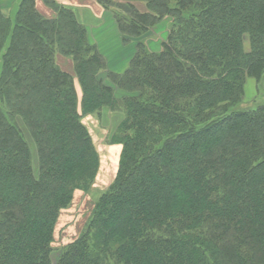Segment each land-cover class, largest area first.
<instances>
[{"label": "trees", "instance_id": "1", "mask_svg": "<svg viewBox=\"0 0 264 264\" xmlns=\"http://www.w3.org/2000/svg\"><path fill=\"white\" fill-rule=\"evenodd\" d=\"M95 1L135 41L124 72L65 2L0 7V264H53L100 167L83 119L105 111L118 170L57 264H264V101L245 100L248 78L264 91V0Z\"/></svg>", "mask_w": 264, "mask_h": 264}, {"label": "rangeland", "instance_id": "2", "mask_svg": "<svg viewBox=\"0 0 264 264\" xmlns=\"http://www.w3.org/2000/svg\"><path fill=\"white\" fill-rule=\"evenodd\" d=\"M14 5L15 2L12 7L5 9L12 12ZM108 29L114 31H112V33L110 31L102 36L100 34L98 38H100L103 42L106 40L104 43L109 49L107 52L112 54L111 57L113 56L111 62L118 64L121 62L120 60H124L126 57H132L136 49L135 41L124 42L122 34H120V36H118V34L116 35L115 27L110 26ZM151 30L152 31L149 33L147 41L150 43L152 49H159L160 43L165 39L167 34V24L164 22V24L158 25ZM246 44L247 47H249V40L246 41ZM106 72H102L100 74V77L104 80L107 79ZM121 93L122 92L118 90V94ZM261 94L262 95L257 97L256 101H264V91L261 90ZM245 100L247 102V99ZM122 119L123 114L119 112L111 113L109 111H105L103 117L101 118L96 115H89L83 119L92 134L94 144L99 152L100 167L91 190L88 193L81 190L76 191L73 202L67 209L63 210L58 219L53 242V264H57V260L62 252L61 248L79 235L85 222L87 221L89 213L91 212L94 200L116 176L122 152V145L119 143H111L110 137ZM30 142L36 159V149L31 139Z\"/></svg>", "mask_w": 264, "mask_h": 264}, {"label": "crops", "instance_id": "3", "mask_svg": "<svg viewBox=\"0 0 264 264\" xmlns=\"http://www.w3.org/2000/svg\"><path fill=\"white\" fill-rule=\"evenodd\" d=\"M61 1L71 6L78 15V18L87 26L90 40L97 44L98 48L107 59L108 69L115 72H124L129 66L132 57H124L125 59L120 60L121 62L118 64L112 63L111 60L113 56L111 57L112 54L107 52L109 49L104 43L106 40L103 42L100 38H98L100 34L102 36L109 33L110 31L112 33L114 30H109L108 27L110 26L115 27L116 35L118 34V36H120L121 33L113 17V13L109 10L103 9L95 0ZM14 2H16V0H0V7L4 10H7L5 8L12 7ZM258 95L256 81L253 78H248L246 83L245 99H247V101H252L255 99V96L257 98Z\"/></svg>", "mask_w": 264, "mask_h": 264}]
</instances>
